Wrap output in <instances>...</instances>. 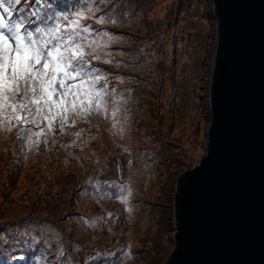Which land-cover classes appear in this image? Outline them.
Wrapping results in <instances>:
<instances>
[{
  "label": "rangeland",
  "instance_id": "374dc122",
  "mask_svg": "<svg viewBox=\"0 0 264 264\" xmlns=\"http://www.w3.org/2000/svg\"><path fill=\"white\" fill-rule=\"evenodd\" d=\"M69 1L84 10L81 26L112 37L91 62L118 111L74 117L63 130L45 123L44 137L0 126V245L38 247L36 264H162L172 246V182L205 152L209 5ZM119 186L125 200L108 198Z\"/></svg>",
  "mask_w": 264,
  "mask_h": 264
},
{
  "label": "water",
  "instance_id": "95a60500",
  "mask_svg": "<svg viewBox=\"0 0 264 264\" xmlns=\"http://www.w3.org/2000/svg\"><path fill=\"white\" fill-rule=\"evenodd\" d=\"M206 1L205 152L172 182L162 264H264V0Z\"/></svg>",
  "mask_w": 264,
  "mask_h": 264
},
{
  "label": "snow or ice",
  "instance_id": "6c2138e0",
  "mask_svg": "<svg viewBox=\"0 0 264 264\" xmlns=\"http://www.w3.org/2000/svg\"><path fill=\"white\" fill-rule=\"evenodd\" d=\"M20 2L0 0V126H19L24 133L44 137L45 123L52 130L59 121L63 130L70 121L76 122L74 117L86 118L101 110L107 116L109 107L115 119L114 90L109 89L104 70L91 64L101 58L99 53L112 37L81 26L84 10L75 6L56 11L49 3L48 12L41 8L28 17L13 18L10 6ZM97 19L110 22L103 16ZM101 35L108 38L103 44L97 41ZM29 143L35 140L29 138ZM194 175L180 177V196ZM119 187L108 198L125 200L123 186Z\"/></svg>",
  "mask_w": 264,
  "mask_h": 264
},
{
  "label": "trees",
  "instance_id": "16d2710c",
  "mask_svg": "<svg viewBox=\"0 0 264 264\" xmlns=\"http://www.w3.org/2000/svg\"><path fill=\"white\" fill-rule=\"evenodd\" d=\"M4 2L7 4L8 0H4ZM49 3L55 6L56 11H60L61 9L71 11V2L69 0H38V2L37 0H22V2L13 4L10 7L13 11V18L16 16L28 17L30 13L39 12L41 8H43L45 12H48L46 5ZM18 5H20L19 8L22 10V12H19L16 9ZM91 64L93 65L92 62ZM29 127L33 126L30 125ZM11 161L13 162L14 159ZM19 241L22 242L21 239H19ZM0 243H2L1 240ZM23 246L24 244L16 246L14 242L10 243L9 245L7 241L6 244L0 247V264H36L35 260L37 258L39 260L43 258V253L38 247L25 253L20 250V248ZM39 264L44 263L39 261Z\"/></svg>",
  "mask_w": 264,
  "mask_h": 264
}]
</instances>
